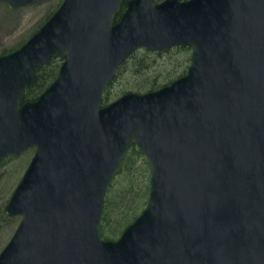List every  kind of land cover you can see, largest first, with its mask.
<instances>
[{"label": "water", "instance_id": "obj_1", "mask_svg": "<svg viewBox=\"0 0 264 264\" xmlns=\"http://www.w3.org/2000/svg\"><path fill=\"white\" fill-rule=\"evenodd\" d=\"M176 46L191 48L184 74L103 104L134 50ZM54 57L56 77L24 100ZM129 146L148 164V199L106 239ZM29 148L0 264H264V0H62L0 54V161Z\"/></svg>", "mask_w": 264, "mask_h": 264}, {"label": "rangeland", "instance_id": "obj_2", "mask_svg": "<svg viewBox=\"0 0 264 264\" xmlns=\"http://www.w3.org/2000/svg\"><path fill=\"white\" fill-rule=\"evenodd\" d=\"M61 1L39 0L17 9H12L5 3L0 4V54L21 46L57 9ZM190 55V47H172L158 51L136 49L125 59L105 92L113 100L127 91L145 92L153 85L158 88L185 73L190 63ZM61 61V57H55L49 71L52 67H58ZM130 150L126 153L127 163L125 162L123 173L112 180L108 200L109 204L112 201L109 208L113 211L104 223L102 237L117 238L124 225L132 219L137 207H145L149 191V167L142 154H132ZM33 153L34 148H29L0 161V251L20 220V216L6 215L4 207ZM127 184L128 196L124 198L122 205L130 206L128 209L121 208L122 205L118 202ZM121 218H125V223Z\"/></svg>", "mask_w": 264, "mask_h": 264}, {"label": "trees", "instance_id": "obj_3", "mask_svg": "<svg viewBox=\"0 0 264 264\" xmlns=\"http://www.w3.org/2000/svg\"><path fill=\"white\" fill-rule=\"evenodd\" d=\"M124 8H125V2H123L122 3V5H121V7H120V10H119V12L117 13V15L115 16V19H117L118 17H119V15L122 13V11L124 10ZM133 53V52H132ZM54 59V58H53ZM53 59H51L46 65H44L43 67H41V68H38L37 70H36V75H37V79H36V82L34 83V84H32L31 86H29L28 88H26L25 89V91H24V100H32V99H35L51 82H52V80L56 77V75H57V72H58V68H59V66L58 67H52L51 69H50V71H49V68H50V65H51V63H52V60ZM125 62V60L121 63V65L118 67V69H117V71L120 69V67L122 66V64ZM60 65V64H59ZM117 71H116V74H115V76L117 75ZM114 76V77H115ZM113 80V79H112ZM111 80V81H112ZM110 81V82H111ZM110 82H109V84H110ZM109 86V85H108ZM151 88H149L150 90L151 89H155L156 88V86L155 85H153V86H150ZM106 91V90H105ZM110 101V99H109V97L107 96V92H105L104 93V96H103V103H107V102H109ZM129 149H131L130 151L132 152V154H138L134 149H133V147L132 146H130L127 150H126V152L124 153V156H123V159H122V164H121V167H120V169H119V171L115 174V176L116 175H118V174H120V173H123V171H124V165H125V162L127 163V161H126V153H127V151L129 150ZM114 176V177H115ZM114 179V178H113ZM112 179V180H113ZM112 185H113V182L111 181V183L109 184V187H108V190H107V194H106V198H105V205H104V211H103V217H102V222L101 223H103V224H101L100 225V231H101V234H102V236H103V227L105 226V222H107V217L112 213V209H110L109 207L111 206V203H112V201H111V203L109 204V200H108V193H109V190H110V188L112 187ZM127 186H128V184L125 186V192L123 191V194L122 195H120L119 196V200H118V202L122 205V202H124V198L126 197V196H128V195H126V191H127ZM129 187H130V189L132 188V186H131V184H129ZM147 198H148V196H146V202H147ZM146 202H145V205H146ZM144 205V206H145ZM126 208V209H128L129 207H128V205L126 206V204L123 206H121V208ZM139 207V206H138ZM137 207V211L133 214V217H132V219L129 221V222H127L125 225H124V227L122 228V229H124L125 228V226H127L140 212H141V210L144 208H138ZM4 214V213H3ZM6 214V213H5ZM4 214V215H5ZM7 215V214H6ZM121 220H123V222L125 221V218H121ZM121 220L119 221V223H121ZM125 223V222H124ZM122 231V230H121ZM110 232V231H109ZM111 232H116V231H112L111 230ZM121 233V232H120ZM104 238H108V237H104Z\"/></svg>", "mask_w": 264, "mask_h": 264}]
</instances>
